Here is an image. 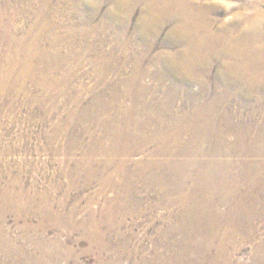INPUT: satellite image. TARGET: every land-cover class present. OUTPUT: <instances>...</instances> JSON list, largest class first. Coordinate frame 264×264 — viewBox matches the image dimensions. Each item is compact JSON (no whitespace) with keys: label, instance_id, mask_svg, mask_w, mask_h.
Returning <instances> with one entry per match:
<instances>
[{"label":"bare ground","instance_id":"obj_1","mask_svg":"<svg viewBox=\"0 0 264 264\" xmlns=\"http://www.w3.org/2000/svg\"><path fill=\"white\" fill-rule=\"evenodd\" d=\"M104 5L110 8L96 23ZM213 9L211 0H0V48L7 51L0 64L12 71L22 66L16 81L21 85L27 75L43 91L37 103L53 108L42 121L58 114L50 147L72 156L61 161L71 184L62 202L1 171L0 213L63 219L72 190L92 203L112 189L109 204L90 206L81 223L73 220L78 207L65 220L94 241L104 236L107 217L116 246L127 242L118 233L126 215L154 197L168 205L172 223L160 231L161 250L133 256L134 264H248L237 258L240 241L258 238L264 225V17L210 21ZM167 27L165 48L155 53ZM92 53L96 86L77 87L73 66ZM150 63L157 68L147 82ZM111 166L117 168L109 176ZM96 180V194L83 196ZM249 264H264V237Z\"/></svg>","mask_w":264,"mask_h":264},{"label":"rangeland","instance_id":"obj_2","mask_svg":"<svg viewBox=\"0 0 264 264\" xmlns=\"http://www.w3.org/2000/svg\"><path fill=\"white\" fill-rule=\"evenodd\" d=\"M211 2H213L214 9L209 15L210 21H242L243 18H253L258 14H262L264 17V0H211ZM108 8H110L109 5L103 6L99 17L94 19L96 23L100 21L101 16ZM138 14L137 11L135 13V19ZM135 23L136 21H130V26L134 27ZM168 30L167 27L158 37L155 53L164 50L162 49L165 48L163 41L165 36H167ZM5 53L7 54V51L5 49L1 51L0 48V62L2 64L5 59ZM93 55L94 53L84 54L83 62L77 67H75V65L73 66V69L78 74L74 80V84L77 87L94 88L96 86L95 83L99 71L97 72V69H95L91 63L95 58V55ZM2 64H0V172L8 169V172L13 176L22 177L19 178V183L24 182L26 187L36 185L41 190L44 188V190H48L51 195H55L62 202L64 201L63 199H65L63 197L64 188H68L67 186L70 182L66 180L62 174V170L66 167L68 168V165L65 164L64 167L61 161L72 156L66 153H55L50 147V140L48 138L51 132L49 128L51 129L53 127L52 124L57 119L56 116L58 114L53 117L51 116L50 121L47 120L43 122L42 117L47 116L46 113L50 112V115H52L53 106L51 102H44L46 109H44V106H40L37 103V99L44 95L42 93L43 91L37 87L31 77L23 75L21 78V85L16 81L18 78L17 75L23 70L22 66L12 71V67L9 66V68L6 69ZM155 67L157 68L156 64H148L149 72L145 74V81H152V72L156 70ZM116 77L115 74H111L109 79L111 82L115 83L117 80ZM6 85L7 88L9 85L11 88L6 89ZM21 88L27 89V92H24ZM193 88L198 90L197 85H193ZM73 94L75 95V93ZM90 96L88 92L83 93L84 104L87 105L91 103L92 99ZM42 110H45V112ZM229 137L231 141L235 139L233 135H229ZM86 139L88 141L90 138L85 137V142ZM147 153L149 155V150L146 151L145 154L147 155ZM141 155L142 154L137 155L135 158H141ZM81 156L82 151H79L74 155V158ZM101 157L105 158L106 156L102 155ZM237 158L238 157L235 159ZM73 166H76V164H72L71 167ZM129 167L131 166L124 168ZM99 168H102V166ZM116 168L117 167L114 166L109 167L107 171L108 175H112ZM9 176L10 174L8 173L5 178L8 180ZM113 176L114 178L116 177L115 174ZM80 177H83V179L80 180L77 177V184L82 183L85 175H81ZM7 180H3L2 184L7 185L9 183ZM99 182L100 181L96 180L90 188L82 191L83 196H87L88 194L95 195L96 190L98 191L101 185ZM72 191L73 194L71 193L70 198L63 205V209H65V214L64 212L61 214L63 219L41 217L39 214L27 216L23 213L19 214L16 211L0 213V264H115V262L119 260L116 256L121 258V261L119 260L117 264H134L135 261L133 259H135V257L141 258L142 255H145L144 253H146V256H151L153 253L161 250V248L158 247V242L162 239L160 231L171 224L172 219L169 217L168 205H163L159 203L156 198L154 199L153 196L156 190L148 193H151L150 195L153 198H143L141 211H136L135 209L130 215H126L125 224L118 230V233L122 236L124 235L127 242H120V244L116 246L112 243H114L117 232L106 233L107 223L104 222H106L105 220L107 217L103 220L104 222L101 221L102 223L100 225L101 232H103L104 236L102 237L97 233L98 236H96L98 240L95 239L94 241H91V239L85 235L83 229H78V231L77 229H72V224L65 220L66 218L70 219L68 215H70L71 209L73 207H78L81 212H79L73 220H75V222L78 220L77 223H81L84 218L89 216L87 210L90 206L101 209L108 205L110 202L109 198L112 197L114 191L112 189H107L104 195L101 197L99 196L96 198L97 200L92 203L85 198H76L77 190L74 189ZM97 216L100 218L101 215L98 213ZM43 218L46 222L41 225ZM60 220H63V224ZM262 225L263 222H261V224L259 222L258 230L259 232L261 231L260 233L257 232L259 239L240 241V250L238 249L237 251L238 259H243V261L248 264L251 263L255 244L257 240L264 237V225ZM178 237L180 236L178 235ZM43 240L45 244L42 242ZM122 257L125 258L122 259ZM163 262V260L160 261L161 264H164Z\"/></svg>","mask_w":264,"mask_h":264}]
</instances>
